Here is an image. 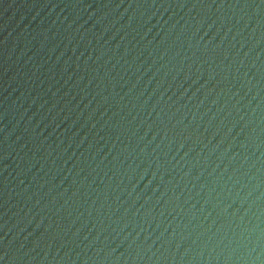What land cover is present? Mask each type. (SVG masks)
Listing matches in <instances>:
<instances>
[{
    "label": "water",
    "instance_id": "95a60500",
    "mask_svg": "<svg viewBox=\"0 0 264 264\" xmlns=\"http://www.w3.org/2000/svg\"><path fill=\"white\" fill-rule=\"evenodd\" d=\"M0 264H264V0H0Z\"/></svg>",
    "mask_w": 264,
    "mask_h": 264
}]
</instances>
